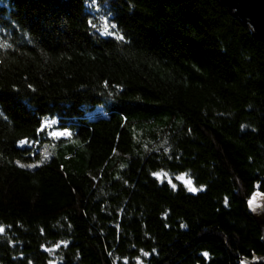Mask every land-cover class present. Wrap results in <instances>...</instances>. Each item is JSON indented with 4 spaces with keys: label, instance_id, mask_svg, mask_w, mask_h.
I'll list each match as a JSON object with an SVG mask.
<instances>
[{
    "label": "trees",
    "instance_id": "obj_1",
    "mask_svg": "<svg viewBox=\"0 0 264 264\" xmlns=\"http://www.w3.org/2000/svg\"><path fill=\"white\" fill-rule=\"evenodd\" d=\"M255 193L264 39L218 0H0V264H264Z\"/></svg>",
    "mask_w": 264,
    "mask_h": 264
},
{
    "label": "rangeland",
    "instance_id": "obj_2",
    "mask_svg": "<svg viewBox=\"0 0 264 264\" xmlns=\"http://www.w3.org/2000/svg\"><path fill=\"white\" fill-rule=\"evenodd\" d=\"M90 114H91L90 118H96L99 116L106 115L102 107H96L90 112ZM50 158H51V153H50L48 146L43 145L39 148H36L33 151V153L16 154L13 160L15 164H17L19 167L32 169L41 164L48 162ZM29 164H31L32 167ZM27 165H29V167ZM156 176L158 179L165 178L166 180L172 183L179 182L183 186H185L188 190L190 187H193L192 181L185 174L171 176V175H168L167 173H159ZM249 207L254 214L256 213L255 216L264 215V205H263V201L259 193H255L254 195H252V197L249 200Z\"/></svg>",
    "mask_w": 264,
    "mask_h": 264
},
{
    "label": "water",
    "instance_id": "obj_3",
    "mask_svg": "<svg viewBox=\"0 0 264 264\" xmlns=\"http://www.w3.org/2000/svg\"><path fill=\"white\" fill-rule=\"evenodd\" d=\"M243 24L248 25L254 36L264 39V0H218ZM256 215V213L254 214ZM264 242V215L255 216Z\"/></svg>",
    "mask_w": 264,
    "mask_h": 264
},
{
    "label": "snow or ice",
    "instance_id": "obj_4",
    "mask_svg": "<svg viewBox=\"0 0 264 264\" xmlns=\"http://www.w3.org/2000/svg\"><path fill=\"white\" fill-rule=\"evenodd\" d=\"M104 34L108 35V24L104 25ZM118 39L123 41L124 37L123 36H119ZM105 86L107 87V85H105ZM67 135H69V133L67 131H65V132H55V134L53 136H67ZM19 144L20 145H25V144H27V141L26 140H20ZM29 165H31V164H29ZM29 165H27V166L29 167ZM31 167H32V165H31ZM173 187H175V186L173 185ZM189 191L192 192V193H195L196 192V188L190 187ZM181 227H186V225H181ZM2 231H3V229H0V232H2ZM146 255H147V253H146ZM204 256L207 257L208 253H204Z\"/></svg>",
    "mask_w": 264,
    "mask_h": 264
}]
</instances>
